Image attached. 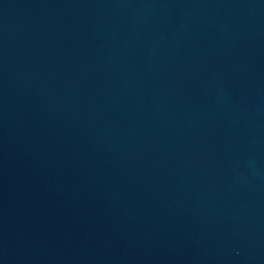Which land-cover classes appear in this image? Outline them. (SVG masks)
<instances>
[{"label":"water","instance_id":"95a60500","mask_svg":"<svg viewBox=\"0 0 264 264\" xmlns=\"http://www.w3.org/2000/svg\"><path fill=\"white\" fill-rule=\"evenodd\" d=\"M0 264H264V0H0Z\"/></svg>","mask_w":264,"mask_h":264}]
</instances>
